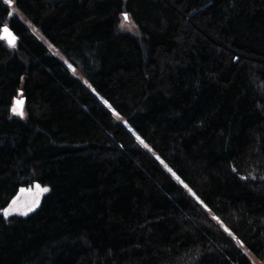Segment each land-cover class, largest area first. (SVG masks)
Returning a JSON list of instances; mask_svg holds the SVG:
<instances>
[{
  "label": "trees",
  "instance_id": "trees-1",
  "mask_svg": "<svg viewBox=\"0 0 264 264\" xmlns=\"http://www.w3.org/2000/svg\"><path fill=\"white\" fill-rule=\"evenodd\" d=\"M4 26L0 209L48 191L0 215V264H264V0H0Z\"/></svg>",
  "mask_w": 264,
  "mask_h": 264
},
{
  "label": "rangeland",
  "instance_id": "rangeland-1",
  "mask_svg": "<svg viewBox=\"0 0 264 264\" xmlns=\"http://www.w3.org/2000/svg\"><path fill=\"white\" fill-rule=\"evenodd\" d=\"M120 25L121 27L127 29L129 32L137 34V26L129 13L121 18ZM49 49L56 56V53L51 48ZM18 111L16 110V113L19 114ZM114 116L116 117V120L124 123L122 119H120L116 115ZM47 191L48 187L35 185L27 190L18 192L10 200L6 207L0 209V215H2L4 218L28 216L38 209L41 199Z\"/></svg>",
  "mask_w": 264,
  "mask_h": 264
},
{
  "label": "water",
  "instance_id": "water-1",
  "mask_svg": "<svg viewBox=\"0 0 264 264\" xmlns=\"http://www.w3.org/2000/svg\"><path fill=\"white\" fill-rule=\"evenodd\" d=\"M0 38L2 40H4L9 46H13L16 43V38L14 37V35L12 34V32L10 31V29L7 26H4L2 28V33L0 35ZM64 64V63H63ZM65 65V64H64ZM84 84V83H83ZM19 95H21V92L19 93ZM17 111L19 113H22V100H18L17 102ZM115 117V116H114ZM119 123L125 127V124L121 121H119ZM126 128V127H125ZM128 130V128H126ZM129 131V130H128Z\"/></svg>",
  "mask_w": 264,
  "mask_h": 264
}]
</instances>
